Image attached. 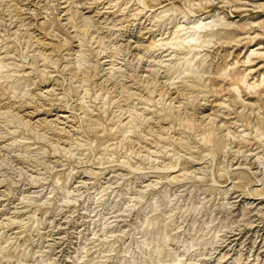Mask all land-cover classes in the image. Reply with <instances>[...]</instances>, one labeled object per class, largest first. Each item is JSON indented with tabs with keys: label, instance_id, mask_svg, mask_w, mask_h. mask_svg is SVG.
I'll return each mask as SVG.
<instances>
[{
	"label": "rangeland",
	"instance_id": "374dc122",
	"mask_svg": "<svg viewBox=\"0 0 264 264\" xmlns=\"http://www.w3.org/2000/svg\"><path fill=\"white\" fill-rule=\"evenodd\" d=\"M0 264H264V0H0Z\"/></svg>",
	"mask_w": 264,
	"mask_h": 264
}]
</instances>
